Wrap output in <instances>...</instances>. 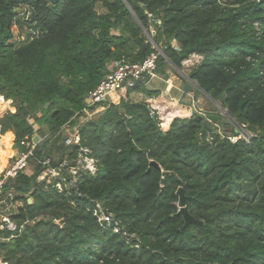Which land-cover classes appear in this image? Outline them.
<instances>
[{"label":"trees","instance_id":"obj_1","mask_svg":"<svg viewBox=\"0 0 264 264\" xmlns=\"http://www.w3.org/2000/svg\"><path fill=\"white\" fill-rule=\"evenodd\" d=\"M22 4L40 35L17 41L12 21ZM159 51L160 72L202 56L188 76L230 124L208 120V107L165 129L188 102L147 84L132 90L144 100L101 102L79 120L113 61ZM3 97L14 102L7 111ZM0 103V136L20 150L38 134L35 153L52 167L74 164L82 148L98 160L96 173L77 176L83 196L58 189L57 176L39 181L46 167L32 158L33 173L10 180L6 190L22 205L16 227L0 229L3 263L264 264V0H0ZM78 124L79 143L67 145L63 129ZM241 133L247 138L233 139ZM180 187L197 219L187 226ZM97 202L133 236L99 221Z\"/></svg>","mask_w":264,"mask_h":264},{"label":"built area","instance_id":"obj_2","mask_svg":"<svg viewBox=\"0 0 264 264\" xmlns=\"http://www.w3.org/2000/svg\"><path fill=\"white\" fill-rule=\"evenodd\" d=\"M32 14V9L25 4L17 7L12 21V26L15 30L13 28L12 29L17 41L26 39L31 40L39 37L40 30L33 24H26L30 20ZM23 24L25 27L24 29L21 28V25ZM24 31H26V36L23 33ZM160 54V51L153 52L143 61L138 62H131L125 57L113 61L108 75L87 94L84 112L89 114L95 111L101 102L113 101L115 98L121 97L126 98L128 93L135 89L139 84L146 85L156 78L158 75V60ZM201 57L202 56L199 54H192L190 57L185 59L183 63L194 65ZM93 106L96 107L92 110L91 107ZM241 137L247 138V135L245 133H241V135L234 136L233 139L236 140ZM79 141V134H76L72 138L67 137L66 139V143L68 145L73 143L78 144ZM37 144L38 142L34 140V137L31 139L25 138L21 141L23 149L19 150L15 159L0 172V197L6 191V188L12 178L16 177L21 172H26L29 169V161L31 158L46 167L45 171H43L44 174H55L59 178V182L57 184L58 189L62 190L63 187L70 188L78 195L83 196V193L78 185V174L82 170H88L91 173H96L98 168V160L90 154V149L82 148L78 157L73 160L75 162L74 164H71L70 160L65 159L59 167H52L50 157L40 158L36 155L35 151ZM64 170L68 171L70 178H67L62 173ZM95 213L98 216L99 221L113 225L116 232L122 233L126 236H133V234H129L126 230L121 229L118 226L117 221H114L112 214L107 213L99 202L96 203ZM3 219L4 223L8 225V228L14 229L16 227L10 218L4 217Z\"/></svg>","mask_w":264,"mask_h":264},{"label":"rangeland","instance_id":"obj_3","mask_svg":"<svg viewBox=\"0 0 264 264\" xmlns=\"http://www.w3.org/2000/svg\"><path fill=\"white\" fill-rule=\"evenodd\" d=\"M103 10V7L100 5H98V11H102ZM12 28L15 30V28L12 26ZM24 35L26 36V31L23 32ZM199 59V58H198ZM201 59V58H200ZM185 61V59L182 61V64H183V67L182 68H177V71L182 75V78L181 80L184 82V83H188V82H191L190 78H189V71H190V68L191 66L193 65H189V64H184L183 62ZM192 85L194 86V92H189L191 93V95L188 97V100H185V101H188V106H186L184 109L182 110H178L174 113H169L167 115V119H166V122L163 124V127L165 129H167L170 125V123L174 120V119H177V118H180V119H185L186 121H189L191 118H193V115L197 112L199 113H203L202 111L207 109L208 107H212L214 108L211 113H213L214 115H219V116H222V122L224 124H230V119L228 117V114H227V111L226 109H224L219 102L211 99L208 95H206L197 85L196 82L192 81ZM186 88V87H185ZM187 90V89H186ZM197 90V91H196ZM199 92V93H198ZM113 96V95H111ZM129 97V94L127 95V99ZM141 97V98H140ZM144 96H140L139 94L137 95V101H141V99L143 98ZM125 98V99H126ZM136 98V95L135 97ZM117 99V98H115ZM114 99V100H115ZM3 101H6L8 102L9 104V107L14 105L13 103V99H6L5 97H3L2 99ZM112 101V100H111ZM3 104L0 103V109L2 108ZM104 107L103 106H99L95 109V111L87 114H83L80 116L79 120L81 121H86V120H89L90 118H92V115L94 113H97L99 112L100 110H103ZM38 113H41V109L38 111ZM187 114V115H186ZM192 115V116H191ZM32 122L34 125H36V123L34 122V120L32 119ZM79 125L81 124H78L76 125L75 128H72L70 126H67L63 129V136H64V141L66 143V139L67 137H73L75 136L76 134H79L80 132V128H79ZM214 126V125H213ZM219 128V127H218ZM220 130L222 131V129L220 128ZM38 135V134H37ZM41 140V139H40ZM67 144V143H66ZM68 145V144H67ZM16 147V146H15ZM54 158L58 159V155H54L53 156ZM32 172V171H31ZM56 177L55 174H44V173H41V175L38 177V180L39 181H43V180H47L48 182L52 181V179ZM14 194H13V191L10 190V189H7L0 197V229H5L6 227H8V225H6L4 223V217H8L11 219L12 222H14L12 220V215L16 214L17 213V210L19 208V206L22 205V202L21 201H14ZM179 209H181V205H179ZM15 224V222H14ZM4 240V238H0V241ZM5 250H1L2 253H4ZM0 264H5L3 263V256H0Z\"/></svg>","mask_w":264,"mask_h":264},{"label":"crops","instance_id":"obj_4","mask_svg":"<svg viewBox=\"0 0 264 264\" xmlns=\"http://www.w3.org/2000/svg\"><path fill=\"white\" fill-rule=\"evenodd\" d=\"M182 75L177 71V68L173 65L171 66H164L163 71H158V75L152 81L147 83L145 86L147 89H158L162 92L163 97L172 102H178L180 100H188V97L191 95L192 90L189 88H185L188 84L184 83L182 80ZM191 84L192 81L190 82ZM190 86V85H188ZM187 89V90H186ZM144 96L141 100L146 98L145 91H132L129 93V99L137 101V95ZM136 95V98H134ZM141 98V97H140ZM3 101V100H1ZM189 101V100H188ZM187 101V102H188ZM12 106L6 109L9 110ZM3 113H0L2 115ZM187 115V114H186ZM4 137L8 136H0V148H7V142L4 140ZM10 140V148L7 154L1 155L0 153V172L4 170L12 160L15 159L17 154L19 153V148L16 146L9 137ZM32 169H28L26 173L31 175L33 173ZM45 171V170H44Z\"/></svg>","mask_w":264,"mask_h":264},{"label":"water","instance_id":"obj_5","mask_svg":"<svg viewBox=\"0 0 264 264\" xmlns=\"http://www.w3.org/2000/svg\"><path fill=\"white\" fill-rule=\"evenodd\" d=\"M186 88L189 89L190 87L187 85ZM203 92L205 93V91H203ZM201 115H203V114H201ZM207 119L208 120L216 119V120L220 121L221 120V116L209 115ZM34 140L39 142L40 141L39 135L36 134L34 136ZM178 193H179V195L181 197V209H180V212L184 214L185 219H186L185 225L187 226L191 222H196L197 219H195L188 211V208L186 206V197H185V195L183 193V188L182 187L179 188ZM29 201L32 202V199L30 198Z\"/></svg>","mask_w":264,"mask_h":264}]
</instances>
